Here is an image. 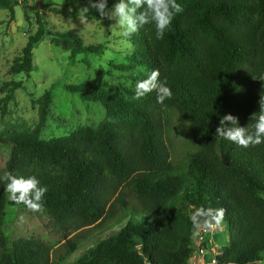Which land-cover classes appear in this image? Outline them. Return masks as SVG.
Instances as JSON below:
<instances>
[{"label": "trees", "instance_id": "16d2710c", "mask_svg": "<svg viewBox=\"0 0 264 264\" xmlns=\"http://www.w3.org/2000/svg\"><path fill=\"white\" fill-rule=\"evenodd\" d=\"M177 2L183 11L162 40L155 38L151 24L130 38L121 33L128 47L125 61L115 67L132 79L124 95L89 84L63 86L103 107L104 120L95 129L40 140L52 103L46 91L37 101L36 128L0 138L9 144L0 177L6 172L35 175L48 189L41 209L63 231L64 240L72 236L56 250L31 239L6 247L2 236L0 264H190L193 239L203 226L227 231L219 264H264V143L242 148L217 133L228 114L254 130L264 98V0ZM114 3L108 0L109 11ZM85 7L92 8L91 0L43 6L46 13L67 19L80 18ZM0 8L13 13L6 0H0ZM103 18L94 10L86 14L90 20ZM36 23L11 63V74L30 76L33 50L43 41L71 59L99 57L108 45H85L76 34L51 29L43 12ZM154 70L172 97L163 104L155 92L133 99L135 83ZM23 85L3 84L5 102ZM171 127L186 142L179 164L170 158L165 141ZM4 187L0 182V235L7 209H27L10 202ZM201 209L205 215L194 223ZM221 209L217 223L214 217ZM110 231L77 255L89 239Z\"/></svg>", "mask_w": 264, "mask_h": 264}, {"label": "rangeland", "instance_id": "374dc122", "mask_svg": "<svg viewBox=\"0 0 264 264\" xmlns=\"http://www.w3.org/2000/svg\"><path fill=\"white\" fill-rule=\"evenodd\" d=\"M11 3L9 9L0 8V87L9 82H23L10 100L5 102L6 93L0 94V138L22 132L33 131L39 122L37 101L46 91L52 99L47 119L40 132V140L63 139L80 129H95L104 120V109L97 103L84 102L77 95L68 93L63 86L89 84L124 95L132 79L129 74L120 72L115 66L125 61L127 43L121 39L122 30L116 26V20L104 17L96 21L90 19H67L52 13L34 10L36 0H6ZM69 0H43L42 6H64ZM25 4V5H24ZM38 12H45V18L51 29L69 31L80 36L85 45H106L103 55H81L75 59L70 54L52 45L50 41L41 42L33 50L35 70L29 77L9 72L14 58L20 53L27 41V34L37 27ZM118 124V121H112ZM170 145V155L174 163L184 159L186 142L179 132L169 129L166 134ZM0 139V173L9 156V148ZM188 215H190L188 211ZM95 236L85 242L81 254L93 242L105 238ZM6 247L19 240L43 242L53 249L62 248L72 236L64 240L60 231L51 222L44 210L37 212L28 209H7L6 225L3 231ZM227 241V231L219 227L206 233L203 239L200 232L193 239V256L190 264H208L213 249L221 251ZM1 242V241H0ZM2 245L0 243V249Z\"/></svg>", "mask_w": 264, "mask_h": 264}, {"label": "clouds", "instance_id": "9594fccd", "mask_svg": "<svg viewBox=\"0 0 264 264\" xmlns=\"http://www.w3.org/2000/svg\"><path fill=\"white\" fill-rule=\"evenodd\" d=\"M92 8L83 9L80 19H86L89 11H95L99 17H107L116 20V26L122 30V35L130 38L136 34L144 25L151 24L155 30V38L162 40L166 31L172 24L175 16L183 11L177 0H115L113 8L109 11L108 0H91ZM160 73L152 71L146 79L137 81L134 85L133 99L140 100L151 92L156 93L157 102L163 104L166 99L172 97V90L159 80ZM132 87L131 82L128 84ZM226 122L235 127H227ZM221 127L217 133L223 139L234 142L236 146L248 148L264 143V98L260 101V111L255 114V123L249 127L239 126L237 117L231 114L225 115L221 121ZM3 182L4 191L8 193V200L16 205L23 204L28 210L37 212L42 208V198L48 191L47 187L40 186V180L35 176H15L6 172L0 177ZM203 209L198 210L193 216L195 223L197 216H204ZM223 217V210L215 214L217 223ZM207 226V221H205ZM215 264V262H213Z\"/></svg>", "mask_w": 264, "mask_h": 264}, {"label": "built area", "instance_id": "2783aa9c", "mask_svg": "<svg viewBox=\"0 0 264 264\" xmlns=\"http://www.w3.org/2000/svg\"><path fill=\"white\" fill-rule=\"evenodd\" d=\"M217 229L216 226H209V227H200L199 228V232H200V238L203 239V236L210 232ZM219 255V252H217V250L213 249L210 255V259L208 261V264H213V262H215V264H219L218 260L216 259L217 256Z\"/></svg>", "mask_w": 264, "mask_h": 264}, {"label": "water", "instance_id": "95a60500", "mask_svg": "<svg viewBox=\"0 0 264 264\" xmlns=\"http://www.w3.org/2000/svg\"><path fill=\"white\" fill-rule=\"evenodd\" d=\"M42 1L43 0H36V2H35V6L40 10V11H43L44 10V8H43V6H42ZM45 15H46V13L45 12H43V16L45 17ZM6 146H9V144L8 143H4Z\"/></svg>", "mask_w": 264, "mask_h": 264}]
</instances>
